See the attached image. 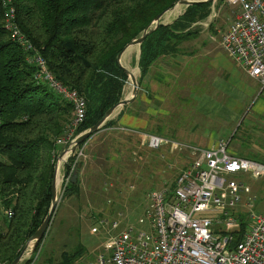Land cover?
Returning a JSON list of instances; mask_svg holds the SVG:
<instances>
[{"label": "trees", "instance_id": "trees-1", "mask_svg": "<svg viewBox=\"0 0 264 264\" xmlns=\"http://www.w3.org/2000/svg\"><path fill=\"white\" fill-rule=\"evenodd\" d=\"M177 1L13 0L21 31L44 57L49 70L87 101L86 119L78 133L98 123L124 98L128 75L118 63V54ZM213 5L214 2H207L187 7L170 25L161 27L145 39L138 60L141 88L144 77L159 58L196 52H190L193 47L185 48L184 44L199 38L193 25L206 20ZM3 14V0H0V199L6 207L12 205L14 209L12 219L4 218L0 223V262L11 264L36 233L51 207L55 153L63 149L56 145L55 139L63 134L70 122L73 107L48 85L35 79L36 67L27 62V53L6 30ZM127 54L128 51L124 64L129 71ZM178 96L180 106L172 101L173 109L178 110L171 116L169 126L163 123L149 128L152 135L172 140L173 133L179 129L188 132L192 129L194 117L189 106L194 105L195 100L192 96ZM243 124L244 121L229 145L237 138ZM114 126L113 121L108 120L100 131ZM149 149L157 152L158 159L164 158L160 150ZM243 150L237 149V156L264 164L260 154ZM135 151L130 149L122 156L118 149L116 156L108 154L110 163L105 166V176L117 174L119 167L133 164L137 160ZM73 163L71 158L65 167L67 176ZM80 166L81 163L76 171L80 172ZM175 186L176 180L170 185L171 191ZM62 189L63 200L80 199V178L76 183H64ZM102 199L100 204L104 203ZM235 216L240 223L236 231L239 241L250 220L248 213L241 210H237ZM83 257L84 250L80 248L64 254L59 264H76ZM32 260L24 264H30ZM48 264L55 263L51 260Z\"/></svg>", "mask_w": 264, "mask_h": 264}, {"label": "built area", "instance_id": "built-area-1", "mask_svg": "<svg viewBox=\"0 0 264 264\" xmlns=\"http://www.w3.org/2000/svg\"><path fill=\"white\" fill-rule=\"evenodd\" d=\"M224 2L235 7L237 13L222 34V47L247 74L264 86V0ZM3 7L5 28L13 41L27 53V62L36 67L35 79L48 85L73 107L70 122L63 134L55 139L58 147L71 149L81 135L78 130L86 119L87 101L49 70L44 57L21 31L13 0H3ZM214 8L213 5L212 13ZM206 21L193 27L209 26ZM144 144L153 150L169 147L171 151H188L196 158L179 174L174 191L163 186L150 194V204L141 220L148 223L149 232L122 229L111 237L108 248L95 262L84 264H264V213L247 212L250 225L239 241L236 231L240 223L235 216L236 209L242 206L243 194L251 193V188L244 182L245 177L264 181V164L230 153L229 142L225 141L200 149L147 134L144 135ZM85 150L86 145H80L59 161L61 189L64 183L71 181L77 166L86 160ZM59 155L60 152L55 153V163ZM71 158L74 163L67 176L65 167ZM254 200L249 196L242 207L253 209ZM13 216V206L6 207L0 199V223ZM217 226L219 230H216ZM118 227L119 224L114 222L113 228ZM42 245L43 241L38 251L25 255L21 262L33 259L30 264H36Z\"/></svg>", "mask_w": 264, "mask_h": 264}, {"label": "rangeland", "instance_id": "rangeland-1", "mask_svg": "<svg viewBox=\"0 0 264 264\" xmlns=\"http://www.w3.org/2000/svg\"><path fill=\"white\" fill-rule=\"evenodd\" d=\"M223 2V0H216L214 2L215 12L211 14L214 15L215 13V15L213 16L210 14L211 16L206 19L209 26H197L195 29L199 34L202 32L203 34L206 33L204 37L207 40V37L210 35L209 40L213 45L219 48V52L235 63L223 49L221 39L222 34L228 30L229 26L234 21L237 9ZM181 7L182 6H179L172 10V12H178ZM166 19L169 18H163V21ZM201 44H204V42H201ZM189 45L193 47L192 43ZM201 46L202 45H200V47ZM189 50L190 52L196 51L194 48H190ZM139 53V51L137 53L133 51V55L129 61L138 80L141 76L138 65ZM216 77H218V75ZM213 79V76L210 80L208 79L207 85L213 84ZM132 89L133 87L129 78L125 85L124 97H129ZM207 92L208 90L204 98L209 96ZM202 96L203 95H200V98H202ZM192 97L194 100L198 101L197 97ZM121 109L122 108H118L112 118L115 117ZM173 111H175V109H173ZM202 119L206 122H211V124L199 127V130L201 132L203 131L208 136L204 137V139L207 140V142L213 141L210 142L211 144L209 146L220 140L229 142L237 131L238 126L244 121L243 127L239 131L237 138L229 145V152L239 155L237 149H244L243 151L246 153H257L264 157L263 115H246L244 112L236 125H232V123L230 125L224 124L225 126L219 124L218 120L214 121L213 119H206L205 117H202ZM165 132H167V129H165ZM188 145L200 149L207 148L205 145L196 142L190 144L188 142ZM159 150V152L164 155V158L158 159L157 162L158 171L161 175L157 173L156 168L153 169V163L150 165L149 160H147L149 159L148 154L140 155L135 151L136 154L134 157H136L137 160L133 164L119 167V173H113L109 177H104L103 181L106 192L103 199L101 197L102 201H104L102 205H97V200L100 201L101 199H99L98 196L95 197L93 194H91L90 197L81 196L80 199L74 197V199L70 198L63 200V189L59 186L57 210L52 224L43 240L41 253L36 264H45L46 262V264H48L51 260L55 264H59L64 254L75 252L80 248L84 250V257L76 264L95 262L98 255L105 252L106 248H108L111 237L120 230L133 228L136 231L149 232L148 223H142L141 220L145 218V208L150 204V194L155 189H159L163 186L170 187L179 174L186 169V167H190L196 158L188 151H171L167 148ZM156 154V151L152 152V155L156 156ZM140 156H142V158H140ZM149 168H152L150 175H148ZM104 169L106 170V167H104ZM140 172L143 173V176L138 175ZM244 182L251 188V193L243 194L241 205L243 206L250 196L255 199L252 206L253 209H246L241 206L240 208L242 209H236V211L241 210L247 213L253 210L256 213H264V182L262 180H253L248 176L245 177ZM87 203H90L92 206L87 205ZM70 207L75 209H68ZM103 220L107 222L104 223ZM114 222L119 224L117 229L113 228ZM216 230H219V226L216 227ZM26 262L28 261L21 262V264Z\"/></svg>", "mask_w": 264, "mask_h": 264}, {"label": "crops", "instance_id": "crops-1", "mask_svg": "<svg viewBox=\"0 0 264 264\" xmlns=\"http://www.w3.org/2000/svg\"><path fill=\"white\" fill-rule=\"evenodd\" d=\"M205 34L203 32L199 34V38L192 43L196 52L189 54L180 52L176 56L159 58L144 77V84L137 98L122 107L119 113L110 119L115 126L100 131L85 144L87 158L81 163L79 172L81 196L90 197L93 194L99 199L104 196L106 192L103 181L106 177L104 167L110 163L108 154L116 156L118 149L122 156L130 149H136L140 155L148 154L147 160L150 165L153 163V169H157L158 158L145 146L144 135H152L153 132H149V128L153 129L163 123L169 126L171 116L178 110L176 108L175 111H171L174 106L172 101L180 106L181 99L178 94L184 98L195 96L198 101L195 100V104L189 106L194 117L193 128L189 132L186 129H179L173 133L171 139L187 144L188 142L203 144L207 147L205 149H208L210 142L213 141L207 142L204 137L208 136L199 130L200 126L211 124L202 117L218 120L219 124L225 126L232 123L236 125L244 112L246 115L264 116L262 83L247 74L241 65L220 53L219 48L209 40L210 35L207 40ZM188 45L184 44V47L187 48ZM212 76L213 84L207 85L208 79L210 80ZM207 90L209 96L204 98ZM200 95H203L202 98ZM130 135L133 136L130 138ZM63 150H60V154ZM151 170L152 168H149L148 175ZM138 175L143 176V173L140 172ZM87 205L92 206L90 203ZM97 205L102 203L97 200Z\"/></svg>", "mask_w": 264, "mask_h": 264}, {"label": "water", "instance_id": "water-1", "mask_svg": "<svg viewBox=\"0 0 264 264\" xmlns=\"http://www.w3.org/2000/svg\"><path fill=\"white\" fill-rule=\"evenodd\" d=\"M215 1L216 0H178L174 7H176L178 4H183L187 8V7H190V6H193V5H197V4H201V3H207V2H215ZM174 7L171 8V9H167V10L163 11L162 13H160L154 19V21L141 33L140 36H138L135 39H133L118 54V56H117L118 63L122 67V69L127 73L128 80H129V78L131 76L130 72L122 64V59H123V56H124L125 52L130 47H133V46H138L139 49H140V46L143 44L145 39L150 34H152L153 32L157 31L158 29H160L161 27H163L165 25H170L172 22L171 23H165L163 21V18L165 16V14L168 11L174 9ZM139 52H140V50H139ZM132 87H133V89H132L131 95L129 97H124L123 99H121V101L118 104H115L114 106H112L105 113L104 117L98 123H96L90 129H88V130H86V131L81 133V135L75 140V143H74V145H73V147L71 149H64V151L59 155V157H58V159L56 160V163H55V173H54V179H53V182H52V203H51V207L49 209V212L46 215V217L43 220V222L40 225V227L38 228V230L36 231V233L27 241L25 247L22 249V251L20 252L18 257H16V259L11 264H20L21 260L23 259V257L25 255H28V254L29 255H33V253L39 247L40 243L45 238V236H46V234H47V232H48V230L50 228V225L52 224L54 215H55L56 210H57V205H58V202H59V186L57 185V181H58V163H59V161L63 158V156L66 153H69V154L73 153L78 148V146L82 145L86 140H88L93 135L98 133L100 131V129L105 125V123L112 118V116L114 115L115 111L118 108H122L125 105L130 104L131 102H133L137 98V96L139 94V91H140V88H141V85H140L139 80L135 76H132ZM78 178H79V172L76 171L73 174V176H72L71 182L72 183H76Z\"/></svg>", "mask_w": 264, "mask_h": 264}, {"label": "bare ground", "instance_id": "bare-ground-1", "mask_svg": "<svg viewBox=\"0 0 264 264\" xmlns=\"http://www.w3.org/2000/svg\"><path fill=\"white\" fill-rule=\"evenodd\" d=\"M179 6H182V7H181V9H180L178 12H172V10L178 8ZM174 9L168 11V12L165 14L164 18H169V19L164 20L165 23H168V22H171V21L175 20L179 15H181V14L184 12V10L186 9V6L183 5V4H178L176 7H174ZM127 51H128V54H127V62H128V67H129L130 75H131V76H130V82H131V84H132V76L137 77V75H136L134 69L130 66L129 61H130V58H131L132 55H133V51H134V52L136 51V53H137V52L139 51V47H138V46H133V47H130ZM127 51H126V52H127ZM126 52H125V54H124V56H123V59H122V64H123V66H124L125 68H126V66H125V64H124V58H125ZM126 69H127V68H126ZM127 70H128V69H127ZM60 184H61V179L59 178V175H58L57 185L60 186Z\"/></svg>", "mask_w": 264, "mask_h": 264}]
</instances>
